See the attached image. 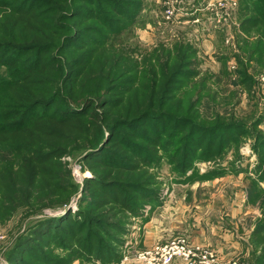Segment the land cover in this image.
<instances>
[{
  "label": "trees",
  "instance_id": "16d2710c",
  "mask_svg": "<svg viewBox=\"0 0 264 264\" xmlns=\"http://www.w3.org/2000/svg\"><path fill=\"white\" fill-rule=\"evenodd\" d=\"M69 1L0 0V12L12 16L11 20L0 25L1 190L7 194L14 193L20 183L32 190L43 179L52 184L56 178L52 168L63 166L60 160L73 155L83 163L91 164L92 169L102 167L112 170L114 178H117L109 180L112 173L104 169L105 179L97 174L88 179L86 189L103 198L100 205L111 206L110 210L119 208L123 214L139 217L146 205L155 207L159 204V191L133 181L120 180L118 177L124 172L138 168L148 170V166H159L166 158L175 170L186 173L196 161H217L231 149L239 156L243 141L252 139L251 147L258 162L254 169L255 177L251 179L247 191L248 202L259 203L262 215L256 219L250 243L256 245V249L262 248L254 263L264 264V188L261 185L264 183V115L255 117L251 124L236 122L233 118L212 119L191 115L196 103H199L198 98L189 106L174 104L171 111L173 97L174 101L183 100L176 97L184 84L181 82L193 80L198 75L194 54L180 47L174 56V69L166 78L161 95L158 98L154 88L146 87L142 108L134 107L122 95L126 89H121L119 93L112 90L110 97L103 95L97 97L99 99L88 95L84 102H76L81 96L73 97L69 85L76 81L80 71L75 69L77 59L68 61L63 57L71 38L75 39L72 34L62 37L69 27L65 21L78 16L98 22L100 27H86L93 34L87 37L91 42H101L102 30L106 33L103 42L111 35L120 38L136 22L141 0H98L100 5L96 8L93 7L96 0H79L78 5L74 3L76 0ZM243 4V30L248 36H258L244 44L243 52L248 53L250 59L256 58L262 69L264 0H243ZM258 8L260 13L256 12ZM51 13L54 15L51 16ZM5 17L9 18L3 15L2 19ZM46 22L53 25V34L40 32L41 29H50ZM240 63L243 66L237 71L236 81L239 85L250 84L248 66ZM80 66L83 68L85 63ZM172 86L174 95L169 93ZM153 109L161 111L157 113ZM166 120H170V124L173 122V128L162 125ZM243 136L246 137L244 140ZM3 159L9 160L11 166L3 164ZM224 173L226 169H218L199 177L188 175L182 180L187 183L196 178L212 180ZM68 184L69 191L76 189L74 182L68 181ZM79 208L81 214L83 206ZM80 214L69 225L61 224L58 232L64 233L59 235L60 238L51 239L49 235H43V238L51 239V249L61 247L65 250L64 254L55 250L51 255L45 254V251H41L40 255L32 251L25 254L40 261V264H69L76 259L96 260L101 264L120 263L124 257L121 246L128 234V223L113 221L106 226L105 232L89 228L85 236L83 226L100 227L93 217L87 219L83 214L84 220L79 222ZM111 230L117 235H111ZM16 264L24 262L18 257Z\"/></svg>",
  "mask_w": 264,
  "mask_h": 264
},
{
  "label": "rangeland",
  "instance_id": "374dc122",
  "mask_svg": "<svg viewBox=\"0 0 264 264\" xmlns=\"http://www.w3.org/2000/svg\"><path fill=\"white\" fill-rule=\"evenodd\" d=\"M241 2L243 0H141L137 20L126 35L120 38L111 35L104 42V30L101 42H91L87 38L93 35L87 26L100 27L95 20L76 16L65 21L69 27L62 37L72 34L75 39L71 38L63 57L68 61L77 59L75 69L80 71L76 81L69 85L73 97L80 95L76 102L82 103L88 95L99 99L97 97L103 95L110 97L112 90L119 93L121 89H126L122 95L134 107L142 108L146 87L154 88L158 98L161 95L165 80L174 69V56L180 47L194 54L198 75L193 80L181 82L184 84L176 97L183 100L174 101L173 97L171 111L174 104L189 106L198 98L199 103H196L191 115L212 119L233 118L236 122L251 124L255 117L264 115V67L261 69L262 64L256 58L250 59L248 53L243 52L244 44L258 36H248L243 30L242 7L245 4L241 5ZM74 3L78 5L79 0ZM99 5L96 0L93 7ZM256 12L260 13V8ZM3 15L9 18L2 19ZM1 19L0 25L11 20L12 16L0 12ZM46 24L50 29H41L40 32L53 34V25ZM240 61L248 66L250 84L239 85L236 81L237 71L243 66ZM83 62L85 66L81 68ZM169 93L175 94L174 86L169 87ZM153 111L159 113L161 110ZM145 123L148 124L147 120ZM162 125L173 128L170 120ZM245 138L243 136L242 139ZM251 145L252 139H245L239 156L231 149L217 161H196L186 173H179L164 158L159 166H148V170L138 168L117 176L120 180L133 181L159 191V204L155 207L146 205L139 217L123 214L119 208L110 210L111 206L100 205L103 198L86 189L88 179L95 174L105 179L104 169L109 173L112 170L102 167L92 169L91 164L83 163L73 155L60 160L63 166L52 168L56 176L52 184L43 179L29 190L26 184L20 183L16 192L7 194L1 190L0 183V264H16L18 257L24 264H40V261L25 254L30 253L28 251L39 255L45 251V254L51 255L55 250L64 254L65 250L61 247L51 249L50 241L63 235L64 232H58L61 224L69 225L80 214V205L83 206L80 215H86L87 219L93 217L100 227L83 226L85 236L89 228L105 232L106 226L113 221L128 223V234L121 246L124 257L118 264H142L139 260L142 252L181 238H187L194 245L196 242L202 244L209 251L218 250L223 243L221 238H217L219 226H224L223 230L227 228L224 233L227 239L231 238L230 244H235L236 251L228 259L219 257V260L255 264V257L260 255L262 248L256 249V245L250 243L249 235L256 219L262 215L259 203L255 205L258 210L250 209V214L239 218V213L245 208L242 205L249 203L247 191L251 179L255 177L254 169L258 162ZM2 163L11 166L7 159H3ZM218 169H226V173L212 180L196 178L189 183L182 180L188 175L199 177ZM111 179H117L113 173ZM65 180L67 182H63ZM55 181L61 184L57 185ZM68 181L74 182L76 189L69 191ZM261 185L264 188V183ZM65 202L66 205H62ZM83 215L79 222L84 220ZM110 234L117 235L113 230ZM43 235H49L50 241ZM241 256H244L243 259ZM69 264L101 263L76 259Z\"/></svg>",
  "mask_w": 264,
  "mask_h": 264
},
{
  "label": "built area",
  "instance_id": "2783aa9c",
  "mask_svg": "<svg viewBox=\"0 0 264 264\" xmlns=\"http://www.w3.org/2000/svg\"><path fill=\"white\" fill-rule=\"evenodd\" d=\"M176 259H181L186 264H237L235 261L228 263L219 260L216 252L194 245L187 238L156 246L142 252L139 257L142 264H172Z\"/></svg>",
  "mask_w": 264,
  "mask_h": 264
},
{
  "label": "crops",
  "instance_id": "0c3cea01",
  "mask_svg": "<svg viewBox=\"0 0 264 264\" xmlns=\"http://www.w3.org/2000/svg\"><path fill=\"white\" fill-rule=\"evenodd\" d=\"M222 179V178H221ZM247 200H248V197H247ZM248 202V201H247ZM251 203H246V204H244V205H242L243 207H245L244 209L242 208V210H241V212L242 213H239L240 215H239V218L241 217V215L243 216V215H248V214H250L249 212H248V210H250V209H255V210H258V208H257V206L255 207V205L254 204H251ZM248 205H250V206H248ZM253 205V206H252ZM226 208V207H225ZM232 212V210L229 212V215H230V213ZM234 212V211H233ZM240 212V211H239ZM226 217V216H225ZM233 218H236V217H234L233 216ZM222 227H224V226H219L218 228V236H217V238H221V240L223 241V243H222V246H220L219 248H218V250L216 249V250H214V251H216V253L219 255V257L221 258V259H228V257H230L231 256V253H233L234 251H235V244H230L231 243V238L229 237L228 239L226 238V236L227 235H225V233L224 232H226L227 231V228L226 229H222ZM251 236V234L249 235V237ZM250 239V238H249ZM196 244L197 245H201V246H203L202 244H199V243H197L196 242ZM209 248V247H208ZM236 252V251H235ZM242 257V256H241ZM244 257V256H243ZM243 257H242V259H243ZM247 260V259H246ZM246 260H244V261H246ZM174 264H186L185 262H183L181 259H176V261L174 262ZM246 264H248V263H246Z\"/></svg>",
  "mask_w": 264,
  "mask_h": 264
}]
</instances>
